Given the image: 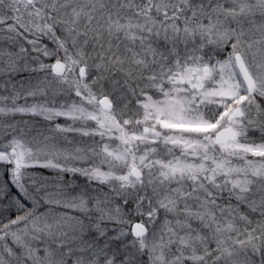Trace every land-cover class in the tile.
I'll use <instances>...</instances> for the list:
<instances>
[{"label":"snow or ice","instance_id":"snow-or-ice-1","mask_svg":"<svg viewBox=\"0 0 264 264\" xmlns=\"http://www.w3.org/2000/svg\"><path fill=\"white\" fill-rule=\"evenodd\" d=\"M0 264H264V0H0Z\"/></svg>","mask_w":264,"mask_h":264}]
</instances>
